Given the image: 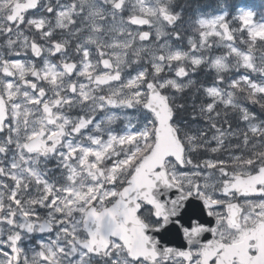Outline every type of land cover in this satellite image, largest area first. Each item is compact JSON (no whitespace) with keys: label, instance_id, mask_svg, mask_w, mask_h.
<instances>
[{"label":"snow or ice","instance_id":"1","mask_svg":"<svg viewBox=\"0 0 264 264\" xmlns=\"http://www.w3.org/2000/svg\"><path fill=\"white\" fill-rule=\"evenodd\" d=\"M0 264H264V0H0Z\"/></svg>","mask_w":264,"mask_h":264},{"label":"trees","instance_id":"2","mask_svg":"<svg viewBox=\"0 0 264 264\" xmlns=\"http://www.w3.org/2000/svg\"><path fill=\"white\" fill-rule=\"evenodd\" d=\"M245 2H246V3H247V2H252V0H246ZM254 2H255V4H256V6L259 7V6L261 5V3H262V0H254Z\"/></svg>","mask_w":264,"mask_h":264}]
</instances>
